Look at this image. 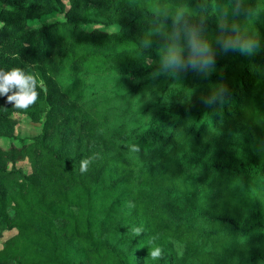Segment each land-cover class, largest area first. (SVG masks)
<instances>
[{
    "label": "trees",
    "instance_id": "trees-1",
    "mask_svg": "<svg viewBox=\"0 0 264 264\" xmlns=\"http://www.w3.org/2000/svg\"><path fill=\"white\" fill-rule=\"evenodd\" d=\"M245 3L254 15L235 22L264 42V0ZM229 5L0 0V70L46 89L27 110L0 96V264H264V48L218 55L208 78L152 76L165 15L206 8L211 37ZM220 83L229 102L205 106ZM144 92L157 110L133 108ZM23 119L40 128L16 139Z\"/></svg>",
    "mask_w": 264,
    "mask_h": 264
},
{
    "label": "clouds",
    "instance_id": "clouds-1",
    "mask_svg": "<svg viewBox=\"0 0 264 264\" xmlns=\"http://www.w3.org/2000/svg\"><path fill=\"white\" fill-rule=\"evenodd\" d=\"M253 10L245 0H230L227 8H220L216 14V33L209 36V17L205 12L193 19L186 6L178 7L170 16L165 15V22L172 21L169 30L162 26L156 30L165 46L164 54L153 79L161 74L172 73L177 76L192 72L202 78L210 77L216 71L217 56L230 52L243 56H254L264 48V42L254 35L242 34L239 24L235 20L241 16H253ZM38 86L44 89L42 82H38L36 75L25 72L22 68H12L9 71L0 70V96L7 97V103L16 109L27 110L34 105L39 97ZM231 93L227 85L220 83L215 86L211 94L201 97V102L207 107L224 105L229 102ZM139 152V145L135 146ZM99 158V154L80 161L81 173H87L90 166ZM134 236H140L142 228L132 229ZM178 255L182 250L177 247ZM163 250L156 246L149 248L148 256L153 260L162 257Z\"/></svg>",
    "mask_w": 264,
    "mask_h": 264
},
{
    "label": "rangeland",
    "instance_id": "rangeland-1",
    "mask_svg": "<svg viewBox=\"0 0 264 264\" xmlns=\"http://www.w3.org/2000/svg\"><path fill=\"white\" fill-rule=\"evenodd\" d=\"M135 107H133L137 111H143L145 106H149L152 111L157 110L158 103L155 100V97L150 95V92H144L137 100H135ZM40 128V124L32 123L28 120H21L15 126L14 134L16 139L22 138H31L35 136ZM0 144L2 146L7 145V140L1 139ZM17 168H20L24 173H27V164L25 162H21L17 164Z\"/></svg>",
    "mask_w": 264,
    "mask_h": 264
}]
</instances>
